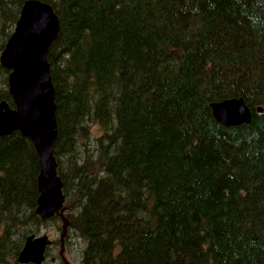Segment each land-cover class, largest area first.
Here are the masks:
<instances>
[{
    "label": "trees",
    "instance_id": "1",
    "mask_svg": "<svg viewBox=\"0 0 264 264\" xmlns=\"http://www.w3.org/2000/svg\"><path fill=\"white\" fill-rule=\"evenodd\" d=\"M28 1L0 0V56ZM40 1L59 19L58 216L79 264H264V0ZM9 76L0 63V103L15 108ZM231 98L250 125L217 121ZM39 174L28 138H0V264L60 223L37 214Z\"/></svg>",
    "mask_w": 264,
    "mask_h": 264
},
{
    "label": "water",
    "instance_id": "2",
    "mask_svg": "<svg viewBox=\"0 0 264 264\" xmlns=\"http://www.w3.org/2000/svg\"><path fill=\"white\" fill-rule=\"evenodd\" d=\"M58 32L59 22L53 10L39 1H29L0 58L1 65L12 71L10 94L16 105L12 110L8 103L0 104V138L20 132L35 146L41 165L37 213L43 220L62 213L66 202L56 157L59 128L55 88L47 60ZM212 109L217 121L227 127L250 125L252 122L250 109L243 100L213 104ZM51 243L48 235L30 236L19 262L42 264Z\"/></svg>",
    "mask_w": 264,
    "mask_h": 264
},
{
    "label": "rangeland",
    "instance_id": "3",
    "mask_svg": "<svg viewBox=\"0 0 264 264\" xmlns=\"http://www.w3.org/2000/svg\"><path fill=\"white\" fill-rule=\"evenodd\" d=\"M67 0H65L64 2H66ZM5 9V6H3L2 7V10H4ZM70 133H72V132H70ZM75 136H77L76 135V132L74 133V139H76V137ZM70 137V136H69ZM72 145H74V143L72 144ZM65 150V149H64ZM91 151H92V148L87 144V145H82L80 148H79V150H78V154H77V156L78 157H80L83 161H86V160H89V159H91L93 156H92V154H91ZM75 154V155H76ZM64 155V154H63ZM74 157V156H73ZM84 157H87V158H85L84 159ZM74 161L75 162H77V163H79L78 162V160L77 159H74ZM76 163V164H77ZM85 163H87V164H89L88 162H85ZM70 172V168H69V161L66 159V158H64L63 159V162H62V173L64 174V175H67L68 173ZM111 183H113V184H115V179L114 178H112V177H110L109 179H108ZM77 202H80V198H78V200H77ZM119 214V213H118ZM66 223H67V221H66ZM53 224H55V222H52L51 224H48L47 226L49 227V226H51V225H53ZM52 227V226H51ZM51 234H49L51 237H52V235L53 236H57L58 234H59V232H58V229L57 228H52L50 231H49ZM79 248L81 249L82 248V246H79ZM58 250V249H57ZM57 250H54V251H52V252H50L49 254H48V257H50V256H52V255H54V253L57 251ZM74 252H75V255H76V257H77V260L78 261H80V255H79V253H78V251H76L75 249H74ZM71 258V255H70V257H69V259ZM19 263V262H18ZM70 263V262H69ZM10 264H15L14 262H12V263H10ZM20 264V263H19Z\"/></svg>",
    "mask_w": 264,
    "mask_h": 264
},
{
    "label": "flooded vegetation",
    "instance_id": "4",
    "mask_svg": "<svg viewBox=\"0 0 264 264\" xmlns=\"http://www.w3.org/2000/svg\"><path fill=\"white\" fill-rule=\"evenodd\" d=\"M65 236H66V233H63V234H60V237L58 239L52 240L53 247H55L56 244H58L57 248L59 249L60 255H63L64 250L66 248ZM63 260H65L64 256H63Z\"/></svg>",
    "mask_w": 264,
    "mask_h": 264
},
{
    "label": "bare ground",
    "instance_id": "5",
    "mask_svg": "<svg viewBox=\"0 0 264 264\" xmlns=\"http://www.w3.org/2000/svg\"><path fill=\"white\" fill-rule=\"evenodd\" d=\"M37 7H38L37 9H39V6H37ZM31 11H32V10H31ZM29 13H30V11H29ZM29 13H28V14H29ZM211 109H212V108H211ZM229 114H230V113H229ZM231 114H232V113H231ZM10 115H11V114H10ZM231 118H233V117H231ZM12 120H13V119H12ZM10 122H11V121H10Z\"/></svg>",
    "mask_w": 264,
    "mask_h": 264
}]
</instances>
